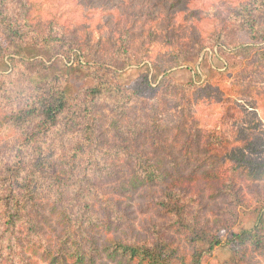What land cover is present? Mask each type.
Returning a JSON list of instances; mask_svg holds the SVG:
<instances>
[{
  "label": "trees",
  "instance_id": "1",
  "mask_svg": "<svg viewBox=\"0 0 264 264\" xmlns=\"http://www.w3.org/2000/svg\"><path fill=\"white\" fill-rule=\"evenodd\" d=\"M190 1L154 0L103 37L41 17L39 0H0V264H209L221 233L219 264H264V159L191 108L224 90V122L239 99L264 109V0ZM216 45L243 64L171 76ZM59 58L92 83L66 93ZM132 67L145 69L122 84Z\"/></svg>",
  "mask_w": 264,
  "mask_h": 264
},
{
  "label": "rangeland",
  "instance_id": "2",
  "mask_svg": "<svg viewBox=\"0 0 264 264\" xmlns=\"http://www.w3.org/2000/svg\"><path fill=\"white\" fill-rule=\"evenodd\" d=\"M208 0H192L189 6L193 7L197 4L207 2ZM221 6H226L230 0H222ZM41 17L48 13H57L70 20L74 27L81 28L82 26L97 36L108 37L114 35L122 26L125 19L132 13L145 11L146 7H150L154 0H39ZM169 2H166L167 6ZM221 3V2H220ZM183 9V8H181ZM186 11L179 12L183 15ZM240 39L243 42L250 43L246 35L240 34ZM3 42V38L0 36ZM85 62L86 59H80ZM229 63H242L241 58L233 56L227 48L222 45H216L212 48L207 47L201 51L197 61L191 67L181 65L171 70V76L176 81L186 82L189 80L202 82L205 75L212 71L224 70ZM59 71H65L68 74L69 80L64 86V91L68 94H73L81 85H88L92 82L85 77L88 73L83 67L76 65L75 61L65 63L62 58H59L54 63ZM145 68H129L120 76L122 84H129ZM8 70L7 62L0 61V71ZM257 86L264 87V69L253 81ZM228 96L224 90L221 91L219 99L211 98L197 105H192V111L198 118L200 126L211 127L216 125L218 128H223L229 133L230 138L234 142V153L239 154L244 152L252 157H261L264 159V109L259 107V102L253 97L247 99H239L233 101L237 106L238 117L235 120L223 121L225 101H221V97ZM167 111L164 113V121L172 124L177 120L180 106H174L172 101L167 105ZM255 142L260 144L263 152L260 156L253 154L249 149L243 147L244 142ZM264 204V203H263ZM244 226H249L250 223L243 221ZM237 230V228H235ZM225 233L220 235V243L216 245L211 253L204 256V261L209 264H219L229 253L228 246L225 241Z\"/></svg>",
  "mask_w": 264,
  "mask_h": 264
}]
</instances>
